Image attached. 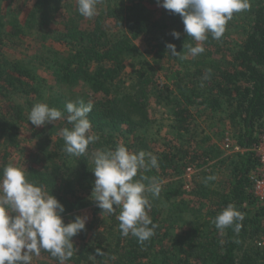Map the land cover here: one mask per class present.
<instances>
[{"label": "trees", "instance_id": "1", "mask_svg": "<svg viewBox=\"0 0 264 264\" xmlns=\"http://www.w3.org/2000/svg\"><path fill=\"white\" fill-rule=\"evenodd\" d=\"M249 4L233 14L220 39L208 33L205 51L193 57L187 45L197 42L184 32L180 15L157 0H102L93 18L79 14L76 0H0V173L20 163L29 180L64 205L65 223L90 217L72 238L77 251L65 264H264V249L255 244L264 233V202L251 177L259 167L252 148L264 130V0ZM168 43L187 58L172 56ZM80 100L93 104L88 119L99 139L75 157L63 151L59 133L71 128L66 119L36 127L28 114L43 102L66 117V103ZM152 101L169 112L173 139L162 151L156 148ZM202 113L229 121L248 150L220 157L206 146L209 133L200 149L191 145ZM118 143L158 158L159 167L145 173L160 182L161 192L158 198L149 194L156 228L143 243L121 235L119 209L96 222L102 210L91 196L92 153ZM204 157L214 163L189 193L186 169ZM172 169L182 176L164 183ZM209 176L215 179L205 183ZM229 203L244 214L239 231L235 224L220 231L213 223ZM37 257L31 264H59L44 250Z\"/></svg>", "mask_w": 264, "mask_h": 264}, {"label": "clouds", "instance_id": "2", "mask_svg": "<svg viewBox=\"0 0 264 264\" xmlns=\"http://www.w3.org/2000/svg\"><path fill=\"white\" fill-rule=\"evenodd\" d=\"M79 14L93 18L102 0H76ZM163 8L179 14L184 24V32L197 43L187 45L188 53L195 57L205 51L203 42L208 33L220 39L225 26L234 13L250 7L249 0H157ZM175 39L180 33L173 31ZM185 47V45H184ZM166 48L172 56L186 59L176 51V46L168 43ZM68 115L50 107L47 103H35L28 114V121L36 127L52 124L53 121L66 119L71 128H63L59 133L64 140L63 151L71 156L85 155L88 146L99 139L92 132L88 114L93 104L83 100L69 101L65 105ZM95 176L91 196L102 214L114 215L119 221L121 235L137 238L139 243L154 235L156 225L150 218L149 194L158 198L160 182L155 177L145 175L147 171L158 168V158L144 150L131 151L123 143L114 149H96L92 153ZM139 173V178L137 177ZM205 178V183L214 180ZM147 181V183H145ZM64 205L42 184L27 178L26 168L15 163L3 167L0 173V264H31L32 257L39 256L41 250L65 264L77 249L73 237L85 230L88 217L77 215L65 223ZM244 214L229 203L213 220L215 227L223 231L235 224L239 231ZM98 255L103 253L97 249Z\"/></svg>", "mask_w": 264, "mask_h": 264}, {"label": "rangeland", "instance_id": "3", "mask_svg": "<svg viewBox=\"0 0 264 264\" xmlns=\"http://www.w3.org/2000/svg\"><path fill=\"white\" fill-rule=\"evenodd\" d=\"M159 8L160 6H154L152 9L154 11V13H158L159 12ZM236 36V34H235ZM240 35H237L236 38H239ZM223 53L226 54L225 51H222ZM218 56V54H216ZM220 55V54H219ZM167 107L160 102L157 101H152V104L150 106V114L151 116L156 120V124H155V128L156 130V134H157V143H156V148L160 151H162L163 149H165L167 146L165 144V142L169 141V139H173V136L171 134V128H170V122L168 120L169 117V112H167ZM199 118V122H200V126H199V130L197 132L200 133L199 135H196V138H194V141H191L190 144L193 145L196 149H200L201 148V139L202 137H204V135L206 133H209V135H211V140L210 142L207 143L206 146L212 147L214 150H216L217 152H221L220 153V157H226L228 155L231 154H244L241 152H235L232 149H228L225 147V145L223 144V137H224V133H226L227 131L231 132L232 134H234V137H237L238 134H240L241 131H239L238 129H236V127L234 128V126H232L231 123H229V121L223 119V120H217L215 119V117H211V116H207V114L202 113V115H197ZM215 119V121H214ZM32 135V131L30 129H27V131L25 132V136L29 138H31ZM238 138V137H237ZM177 143V142H174ZM198 143V144H197ZM34 142H31L30 144L28 143V145H33ZM169 145H173V144H169ZM215 152V151H214ZM190 158V157H189ZM192 158V157H191ZM219 159V157L217 158ZM211 161V162H208ZM214 163V159L210 158V157H204L203 159H196L194 161L190 162V165H193L195 167V169L197 170V172H195L192 175H189V173H185L184 177H185V182L189 185V187H186V191L191 193V190L195 187V184L197 182H201L204 178V174L205 171H209L211 166ZM17 165L21 166L20 163H18ZM210 165V166H208ZM182 176V173H178L175 171V169H172L168 172L165 173L164 176V180L163 182H168L170 180H175V179H179ZM193 196V195H192ZM190 197V196H189ZM194 197V196H193ZM94 205L96 206V203H94ZM199 205V203L195 204V206ZM200 205H203V203H200ZM205 209H208L207 206H203ZM103 217V220L109 218L108 214H99L98 218L96 219V222H98L99 220H101V218ZM88 220H90V217L88 218ZM87 220V222H88ZM109 220V219H108ZM186 220L188 222H191L193 220V215L191 213H187L186 214ZM87 225V224H86ZM264 236V233L260 234L259 237L255 240V244L257 245V241ZM257 247H259L257 245ZM39 258L37 256H33L32 257V261L31 262H36Z\"/></svg>", "mask_w": 264, "mask_h": 264}, {"label": "built area", "instance_id": "4", "mask_svg": "<svg viewBox=\"0 0 264 264\" xmlns=\"http://www.w3.org/2000/svg\"><path fill=\"white\" fill-rule=\"evenodd\" d=\"M223 144L225 145L226 148L232 149L235 152L245 153L248 150L247 148L242 147L238 143L234 135L229 131H227L224 135ZM252 149L255 151L259 160L258 169L253 171L251 175L253 180V190L255 195L259 198V200L264 202V130L259 135V138L254 144V147ZM186 172L189 173V175H192L195 172H197V170L193 165H189L186 169ZM187 187H189L188 184ZM257 245L260 248L264 249V236L257 241Z\"/></svg>", "mask_w": 264, "mask_h": 264}]
</instances>
